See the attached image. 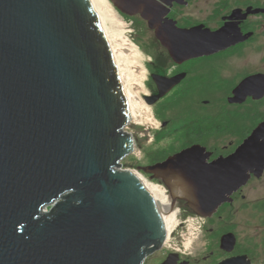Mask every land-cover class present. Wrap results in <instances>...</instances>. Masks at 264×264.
<instances>
[{
	"label": "water",
	"instance_id": "water-1",
	"mask_svg": "<svg viewBox=\"0 0 264 264\" xmlns=\"http://www.w3.org/2000/svg\"><path fill=\"white\" fill-rule=\"evenodd\" d=\"M110 1L148 19L172 52L174 33L159 35L161 12L141 9L149 0ZM196 29L179 32L194 54L202 51ZM227 29L208 32L211 52L237 39ZM173 84H159L147 104ZM254 88L255 98L264 95L263 73L245 78L230 101ZM130 120L89 0H0V264H143L161 248L194 251L198 216L211 217L264 169L263 120L226 157L208 162L210 153L194 145L143 167L171 194L163 184L154 190L120 162L135 147L124 130Z\"/></svg>",
	"mask_w": 264,
	"mask_h": 264
},
{
	"label": "flooded vegetation",
	"instance_id": "flooded-vegetation-1",
	"mask_svg": "<svg viewBox=\"0 0 264 264\" xmlns=\"http://www.w3.org/2000/svg\"><path fill=\"white\" fill-rule=\"evenodd\" d=\"M197 1L200 0H149L146 5L141 7L142 10L152 11L157 9L161 12L156 14L158 17L156 18L158 21L157 27H160L161 29V32L159 31V35L161 38H163L164 34H170V32L174 33L172 52L170 51L169 47L166 46L161 39H159L156 34V30L149 27L148 19L143 18L140 13L128 14L121 11L114 5L113 6L123 15L141 19L148 30L152 33L154 42H156L157 47L159 48L155 55L150 54L148 57H146L144 52L139 48L142 52L144 67L146 64L148 65L149 80L155 85L154 88H148L146 86V96H156L159 93V87H165V84L170 79H172L174 82L173 86L163 96L158 98L155 101L156 103L154 102L151 105L161 103L162 108L163 106L167 105L168 102L179 104L180 100L185 101L191 98L194 101V99L199 97L201 105L191 104L189 110H186L183 113V116L188 115L189 117H192L204 115L206 111L203 105L210 101L211 98L216 99L217 102L222 106L223 102H227L232 106H238L244 102H252V124L250 128L241 130L238 133V138L235 144H231L229 148H226L227 145H223L224 147L222 148H217V144L208 147L204 141L207 136H209L207 135L209 130L206 129L205 125L203 126L198 121L197 126H193L191 123L194 122L195 119L189 123H183L181 134L184 138V144L178 151L194 145H199L204 147L206 152L210 153V156L207 159V161L210 162L218 157H226L231 154L244 141V139L255 130V127L264 120V112L261 110L264 105V95L260 98H255V88L254 94L247 95L242 102L230 101V99L234 97L233 90L245 78L255 76V74L259 73L264 74V70L255 71V69H253L249 71H237L234 69L235 72H233L231 68H229V74H234L232 76H227L226 72V63L230 62L232 57H244L246 49L249 47V45L253 44L255 46V38L260 35L258 28L264 27V22L261 20L264 18V13L255 14V12L247 13L246 11L248 8L251 10H254L256 7L264 8V0H215V2L212 3V6L201 4ZM196 10L198 13H202L201 18L194 16ZM236 10H239L240 12L234 14ZM222 27H228V37L232 38L238 34L236 37L237 39H235V41L232 43L224 45L218 50L211 52L210 46H208V48L206 47V44L209 41L207 38L209 35L208 32H215ZM192 28H197L194 31L198 32V37L195 36L193 38L194 45L195 42H197L198 47H202V51L197 54H194L192 51H190V47L186 45V39L181 37L179 34L180 31ZM261 32L264 35V29ZM227 39L230 40V38ZM237 75H240L241 77L238 82L235 83V87L230 89V93L228 95H223V92L226 88H221L223 84L229 83L231 80H235V76ZM147 77L146 70V78ZM147 80L148 78L146 81ZM193 90H195V92H193ZM210 92L215 93L213 95H209ZM165 125L166 123L162 122L161 127L158 130L157 134H160L158 135V138L160 139L164 137V134L161 131ZM176 152L171 154L160 152L156 156L161 157L157 159L155 156L149 165L163 161L166 157ZM146 174L150 179H156L165 186L161 178L152 177L153 174L151 173ZM263 174L264 169L259 177L251 175L247 183L252 179H260ZM245 185L233 192L231 195V201L221 204L211 217L203 218L192 211L193 215L203 218L207 223H223L221 225L226 226L225 230L218 234V247L220 251L226 255L225 257L210 264H218L223 260L235 257H237V259H235V263L237 264H253V253H250L249 250L241 248L238 234L234 229L237 224L235 222L236 214L240 208L235 209L232 207H234V202L238 197L239 192ZM165 188L167 189L168 193L171 194V191L166 186ZM260 204L256 205L257 210L263 209L260 207ZM234 216L235 219L231 220L234 218ZM226 234H232L234 239L233 237L226 238ZM232 239L234 241L233 245L230 243ZM251 247H255V242L251 241ZM157 251L153 252L152 254H155ZM172 253L177 254L175 258L171 257L172 264H193L191 259L184 257L177 251L167 252L163 258H161V260L155 264H161L167 258V256ZM213 253L214 252H210L208 255L203 256L202 260L204 262H208L210 258H212Z\"/></svg>",
	"mask_w": 264,
	"mask_h": 264
},
{
	"label": "rangeland",
	"instance_id": "rangeland-1",
	"mask_svg": "<svg viewBox=\"0 0 264 264\" xmlns=\"http://www.w3.org/2000/svg\"><path fill=\"white\" fill-rule=\"evenodd\" d=\"M197 2L212 6V3H214L215 0H200ZM110 6L112 20L106 23L108 30L112 32L114 36L119 38L121 47H123L121 50L125 56L127 55L130 58L131 67L133 69L138 66L140 67V62L139 64L137 63L139 61L136 54L137 52L134 50V53L128 50L125 46V42H131L134 47L140 48L146 57L150 56V54L155 55L159 48L157 47L156 42H154L152 33L148 30L141 19L121 14L111 2ZM194 16L201 18L202 13H198L196 10ZM261 20L264 22V18ZM263 29L264 27L258 28L260 35L255 38V46L250 44L246 49L244 57L234 56L230 62L226 63L227 76L234 75L233 73L229 74V68H231L233 72H235V70H264V35L261 32ZM145 68L148 76L146 86L148 88H154V83L149 80V69L147 64ZM240 77V75H237L235 76V80L223 84L221 88L226 87L223 95H228L230 93V89L235 87V83L238 82ZM193 92H195V90H193ZM215 92H210L209 95H213ZM140 95H142V93H140ZM142 98L146 102L145 97L142 96ZM180 103L174 104L168 102V104L166 103L167 105L162 108L161 103L152 105L153 117L155 118L153 120H157V127H154V125H151L149 122L139 124L131 122V120L129 121L124 130L131 133L133 136L135 147L132 153L121 159L120 162H123L122 165H130L133 170H136L147 177L146 172L143 171V167L149 165L154 157L160 152L171 154L178 151L184 144V138L181 134L183 123H189L193 119H195V121L191 123L193 126H197L198 122H200L203 126H206L207 130H209L207 134L209 136H207L204 141L205 144L208 147L217 144V148H222L225 145H227L226 148H229L231 144H235L238 138V133L241 130L250 128L252 124L253 111L251 101L244 102L238 106H232L227 102H223L222 106L216 99L211 98L210 101L203 105L206 113L204 115L192 117H189L188 115L183 116V113L184 111L189 110L191 104L201 105L199 97L194 99V101L191 98L185 101L180 100ZM261 110L264 112V105ZM149 117L151 116L149 115ZM162 122H165L166 125L161 131L163 132L164 137L160 139L158 138V135L160 134L157 133ZM147 178L150 179L149 177ZM153 181L162 184L156 179ZM263 200L264 174L260 179L250 180L241 189L234 202V207H232L235 209L240 208L236 214V219L234 216L231 220L235 219V222L237 223L234 229L238 234L241 248L253 253V264H264V208L256 209V205L263 202ZM45 209L48 210L49 207L47 206ZM200 222L202 224V230L197 233L194 251L189 246H183L181 248H161L155 254H150L143 264H155L169 251H177L181 253L184 257L191 259L193 264H210L225 257L226 254L222 253L218 247V234L225 230L226 226H222L221 224L223 223H207L203 218H200ZM251 241L255 242L254 248L251 247ZM210 252H214L212 258H210L208 262H204L202 257L208 255Z\"/></svg>",
	"mask_w": 264,
	"mask_h": 264
},
{
	"label": "bare ground",
	"instance_id": "bare-ground-1",
	"mask_svg": "<svg viewBox=\"0 0 264 264\" xmlns=\"http://www.w3.org/2000/svg\"><path fill=\"white\" fill-rule=\"evenodd\" d=\"M95 14L97 15L101 27L104 31L106 36L107 42L111 48L113 58L115 64L118 69L119 77L121 80V85L129 106V111L131 115V122H136L139 124H144L145 122L151 123L154 127H157V120L153 117L152 105L147 104L142 98V96L146 97L147 88H146V69L141 61L142 52L139 51L131 42H125V46L128 50L137 52L138 64L140 62V67L132 68L130 65V58L122 52L121 44L119 42V38L113 35L112 32L108 30L106 25L107 22L112 20L111 14V6L109 0H89ZM133 48H131V47ZM125 48V47H124ZM135 53V52H134ZM139 54V55H138ZM140 58V59H139ZM145 82V87H144ZM142 93V95H140ZM149 115L151 117H149ZM134 173L138 175L141 179L145 182L152 184V189L157 190L159 189L158 184L151 179H148L143 174L139 173L138 171L134 170Z\"/></svg>",
	"mask_w": 264,
	"mask_h": 264
},
{
	"label": "trees",
	"instance_id": "trees-1",
	"mask_svg": "<svg viewBox=\"0 0 264 264\" xmlns=\"http://www.w3.org/2000/svg\"><path fill=\"white\" fill-rule=\"evenodd\" d=\"M159 157H161V156H156L157 159H158ZM260 207H261V208H264V202L260 204Z\"/></svg>",
	"mask_w": 264,
	"mask_h": 264
}]
</instances>
